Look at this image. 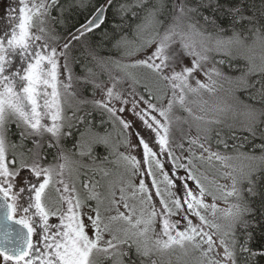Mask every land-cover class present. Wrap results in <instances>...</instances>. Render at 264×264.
Returning a JSON list of instances; mask_svg holds the SVG:
<instances>
[{
    "label": "snow or ice",
    "instance_id": "obj_1",
    "mask_svg": "<svg viewBox=\"0 0 264 264\" xmlns=\"http://www.w3.org/2000/svg\"><path fill=\"white\" fill-rule=\"evenodd\" d=\"M78 3L85 6L83 0ZM19 4L18 10L8 11L10 32L0 35V264H101V254L112 264H125L126 257L127 264H137V260L139 264H160L152 257L177 251L183 256L199 253L196 264H261L264 247L251 246L249 229L256 225L246 217L254 213L252 199L260 194L257 173L264 170V131L259 134L262 142L252 144L250 152L241 149L250 142L249 137L257 138L264 108L245 105V110L238 112L227 105L209 109L207 101L188 97L214 94L216 76L232 84L233 92H245L250 99L264 102V24L259 22L264 17V0L260 17L248 0H103L93 9L94 15L59 48L49 43L55 31L50 25L53 21L63 23V14L74 4L70 0H19ZM54 9L60 18L52 16ZM109 10L119 23L112 24L111 32L102 30L99 40L87 46V55L99 71L80 64L83 74L76 75L74 65L79 60L72 54V42L101 29ZM125 27L133 29V39L123 34ZM105 41H112L121 59L98 55L96 49ZM213 51L228 57L217 64H227L240 74L226 76L216 67L205 70L208 53ZM16 56L23 67L10 71ZM130 57L135 59L125 62L124 58ZM186 58H191L190 64L185 63ZM238 61H244V67L234 69L233 62ZM134 69L145 72L139 92L136 86L141 80ZM201 72L206 81L198 78ZM102 74H107L110 86L99 81ZM257 74L260 79L250 83L249 78ZM125 79L130 81L127 92L117 87ZM256 83L261 88L249 92ZM197 103L203 114L194 112L191 105ZM85 105H91L92 111L77 115ZM177 106L187 113L184 123L190 118L196 127L195 136L183 137L188 141L184 156L177 155L175 148L183 152L185 144L172 142ZM69 110L71 116L67 115ZM126 111L149 135L134 133L138 137L135 146H142L141 159L119 152V162L130 177L151 176L152 180L148 184L140 179L134 184L129 179L126 185L121 181L118 199L111 185L102 198L96 190L99 181L79 180V168L89 165L70 159L64 141L74 135L78 123L84 129L77 128L79 156L91 157L93 145L111 147L110 133L93 131L91 118L98 112L100 124L105 123L106 115L113 126H120L121 143L132 146L127 131L132 123L125 119ZM209 111L213 112L211 117ZM229 119L239 123H227ZM221 125L231 139L237 138V130L249 133L231 146V155L213 150V138L217 146L230 147L223 129L215 127ZM13 135L16 140H12ZM89 136L93 142L84 151L85 137ZM161 154L172 157V165L187 175L173 177L171 169L165 171ZM241 160L249 163H233ZM212 169L231 184L210 178L207 172ZM93 171L109 175L102 168ZM73 173L75 180L71 179ZM209 196L212 203L206 200ZM154 197H159L158 203ZM217 200L228 207L221 209ZM113 211L115 215L103 214ZM218 213L226 223L216 222ZM237 228L244 230L243 240L238 238ZM133 255L137 260L131 258Z\"/></svg>",
    "mask_w": 264,
    "mask_h": 264
},
{
    "label": "trees",
    "instance_id": "obj_2",
    "mask_svg": "<svg viewBox=\"0 0 264 264\" xmlns=\"http://www.w3.org/2000/svg\"><path fill=\"white\" fill-rule=\"evenodd\" d=\"M62 2H64V0H62ZM70 2H72L74 4V7L71 9L70 12H65L63 14V18H62L63 23H56L55 21H53L50 25L52 28L55 29V31L51 33V39L54 41V42H51V45L58 46V48L69 37L70 33H75V31L81 26V24L85 23L88 18H90L92 15H94L93 9L97 6L98 3H103V0H83V3L85 5L83 8L79 7V3L77 0H70ZM120 2H123V0H120ZM129 2H130V0H129ZM248 2L250 4L255 5L256 14L258 17H260V9H261V5H262V0H248ZM205 14H207V11L205 12ZM52 16L60 18L61 14L58 10L54 9L52 11ZM259 22L261 24H264V17H261ZM113 23H119V20L116 17H114L112 11L109 10L107 13V19L105 21V25H102L101 29L95 30V33L86 34L84 37H81L79 41H73L72 42V45H73L72 54L76 55L78 60H79V64L74 65V72L76 75H82L83 74L82 70L80 68V64H88V66L91 67L93 69V71H99V69L95 65V62L92 61L91 57L87 55V46L89 44L93 43L94 41L99 40V37L101 35L102 30L111 32ZM123 34L127 35L128 38L133 37V29L131 27H125ZM52 37H58V39L52 38ZM96 51H97L98 55L101 57L111 56L115 59H121L122 58L121 55L119 53H117L112 48V41H105L103 46L96 49ZM212 58H213L214 63L224 73V75L236 76V75L240 74L238 70L229 69L227 64L220 65V64L216 63V61H218V60H221V59L227 60L228 59V57H226L223 54V52L212 53ZM257 63H259L258 60H257ZM243 67H244V61L233 62V68L234 69H239V68H243ZM259 79H260V77L257 74V75L251 76L249 78V81L251 83V82H255ZM107 80H108L107 74H102L99 77V81L106 82ZM74 83H75V81H74ZM79 86L80 85L77 84L76 87L78 88ZM88 87L90 88L91 85H89ZM232 87H233V85H232ZM260 88H261V84L256 83L253 88L249 89V92L255 93ZM233 96H234L233 108H235L238 112H240V111L243 112L245 110V105H252L253 107H255L257 109L264 108V102H262L258 98L257 99H250L248 94L245 92H233ZM89 97H91V96L89 95ZM81 107H82V111L79 112V115H83V111H85V110L86 111H92L91 105H85V106H81ZM91 119L93 121V129L106 130L110 124L109 122H107V123L101 125L100 121H99V120H101V117H100L98 112H93V117ZM103 119L106 120L107 116L105 115L103 117ZM240 119H243V118L241 117ZM236 122H237V124L239 123L238 120L232 121L231 119H229L227 121V123H236ZM73 123H76V122L73 121ZM175 124H177V121ZM215 127H221L223 129V134H224L225 138L229 137L228 129L224 128L223 125L215 126ZM77 128H79L80 131L84 130L83 126L79 125L78 123H77ZM77 128L73 129L74 135L72 137L68 138L66 141H64L66 149L70 150L68 152V154L71 157H76L78 155V153H76V149H75L76 143L74 144V146L72 144V143H74V139L76 138V134H79V131H77ZM262 131H264V117H261V122L258 123V125H257V138L252 140L251 137H249L250 142L246 143L245 147L243 149H241V151L250 152L252 144L261 143L262 141L259 139V134ZM245 136H249V133L245 132V131L237 130V132H236L237 138L236 139L228 138V144L230 146L228 149H224L222 145L217 146L215 143V138H213L211 143H212V145L216 146L217 148L233 154L231 146L233 144L240 143L243 140V137H245ZM183 137H184V134L179 133L177 128H175V130H174V125H173L172 141L178 140L180 138L184 139ZM86 143H87V140H86ZM256 154L259 155L258 149L256 150ZM110 157H112L110 147H105L103 145H98V144L95 145L92 148L91 157H89V156L81 157V164L89 165V167H87V168L80 167V169H81L80 181H84V179H88V180H94L95 179L96 180L98 171H93V169L111 167L112 163L110 162L111 161ZM49 159H51V157H49ZM257 163H259V162L258 161L254 162L253 166H255V164H257ZM85 173H86V175H85ZM257 178L259 179L258 188H259L260 194L252 199V207L255 210L254 213L252 215H249L248 217H246L248 220L253 221L256 225L254 228L249 229V231L252 232V236H253V239L250 243L254 249L264 247V214H262V213H264V170H261L260 172L257 173ZM244 187H247V185L245 184ZM237 236L240 240H243L244 239V230L241 228H237ZM131 258L133 260H137V258L134 255ZM127 259L128 258L126 257L125 258L126 264H127ZM137 264H139L138 260H137ZM261 264H264V261H261Z\"/></svg>",
    "mask_w": 264,
    "mask_h": 264
},
{
    "label": "rangeland",
    "instance_id": "obj_3",
    "mask_svg": "<svg viewBox=\"0 0 264 264\" xmlns=\"http://www.w3.org/2000/svg\"><path fill=\"white\" fill-rule=\"evenodd\" d=\"M15 2H17V1H15ZM9 3L10 2H8V0L6 2H3L2 4L0 1V20H5L7 22L8 11L11 10V8H8ZM18 8H17V10H18ZM13 9H15V8H13ZM14 14H18V12L14 13ZM7 26H8L7 31L10 32L11 25H9L8 22H7ZM50 39H51V36L49 37V43L51 44V42H54V41L52 39L51 40ZM129 39L131 40V39H133V37H129ZM52 46H54V45H52ZM55 47L58 48V46H55ZM214 52L215 51L208 53L209 60L207 62H205V64H204L205 70L211 69L213 67L218 68L217 65L214 63L213 58H212V53H214ZM124 59H125V62H130L131 60L135 59V57L124 58ZM190 62H191V58H186L185 63L190 64ZM21 67H23L22 62H21L19 56H16L13 60L12 69H10V71H13V70L21 68ZM133 71L137 75V78H139L141 80V84L136 86L137 91L139 92L142 90L143 83L145 82V79H144L145 72L142 69H134ZM114 74L115 75H123L122 73L115 72V71H114ZM198 78L206 81V77L203 75L202 72L198 74ZM213 79H215L217 81V84H216L217 90L214 94L208 93V92H202V94L200 96L189 95L188 99L189 100H196L198 102L207 101V104L205 105V107H207L209 109H211L215 106H221V107L227 106V105L233 106L234 105V96H233V91H232V89H233L232 85L230 83H228L223 77L213 76ZM103 83H104L105 87L110 86L108 80L106 82H103ZM129 84H130V81L125 79V82L122 84H119L117 87H118V89H121V90H124L125 92H127V91L131 90L129 88ZM76 86H77V84H76ZM97 95L99 96V90H97ZM89 98L91 99V97H89ZM129 99H130V97H129ZM165 103H166V101H165ZM73 105L75 107V102H73ZM117 106H119L118 103H117ZM191 106L193 107L194 112H196L197 114H203V113L199 112V106H200L199 103L193 104ZM67 115L68 116L72 115L71 110H69L67 112ZM77 115H79V112L77 113ZM123 115H124L125 119L131 121V123H132V128L127 130L130 133L128 139L131 141L132 146L125 147V145L121 143V141L124 139V137L120 135V131H121L120 126L118 124L116 126H113L112 123L110 121H108L107 119L105 120V123L109 122L110 124L106 130L93 129V131L99 132L101 135H103L105 133L111 134L110 135V145H112V146L110 147V149H111V156L112 157H110V160H111L110 162L112 163V166L107 167V168H102L105 171H107L109 173V175L104 176L103 172L98 171L97 179L91 180L92 182L99 181V186L97 187L96 190L101 193L102 198L108 195L109 187L111 185V187L116 189L117 199H118L119 198L118 189L121 186V181L126 185V183L129 179H131L132 183H134V184L138 183V181L140 179H144L145 183H148V184H150L151 180H152L151 176L130 177L129 173H127L125 171V168L123 167L122 162H119V159H118V153L119 152H124L126 155L135 156L138 160L141 159L142 146H135L138 143V137L134 133L138 131L141 133V135H144L146 137L149 135L148 132H146L145 129L142 127L141 122L134 115H132L129 111H126ZM212 115H213V112L209 111L208 116L211 117ZM177 116L181 118L178 121L175 120V117H177ZM173 117H174V122H173L174 130H175V128H177L179 133L184 134V136L189 135V134L193 135V136L196 135L195 122H193L189 118L188 123H184V118L187 117V113L184 112L182 109H180L178 106L176 108H174ZM99 121H101V120H99ZM176 121H177V124H175ZM236 124H237V122H236ZM189 125H192L191 129H189ZM16 131H17V129H16L15 125H13L12 126V132L15 133ZM16 139H17L16 136H12V140H16ZM85 139L87 140V143L85 140V143L83 144V150L88 151V146H89V144H92L93 137L89 136V137H85ZM79 140H80V135L76 134V138L74 139V143H72L73 146L76 143L75 144L76 153H79V151L81 150V147L77 146V142ZM172 142H173V145L180 143V142H183L185 144V150L182 152L179 148H175V152L177 155H181V156L187 155V151H186L187 147H188L187 139H181L180 138V139L174 140ZM94 146L95 145H93V147ZM212 147H213V150H219L221 152H226V153L231 155V153L224 151L222 149H219L214 145H212ZM69 157H70V159H72L74 161H79L81 164V156L77 155L76 157H71L69 155ZM159 158L165 164V171H168L169 169H171L170 175H172L173 177L186 176L187 175V173L185 172L184 169H177L172 165V163H171L172 157L165 156V155L161 154ZM184 162L186 163L187 161L185 160ZM233 163H235L237 166H243V165L248 164L249 162L241 160V161H234ZM144 167L146 168L147 165H145ZM98 169H100V168H98ZM202 170H204V169H202ZM80 171H81V169L79 168V173H80ZM207 174L210 176V178L215 176V178L221 184H229V185L231 184L230 180L221 178L215 172L214 169L208 170ZM75 175L76 174L73 173V176L71 177V179L75 180ZM156 176H157L158 181H161L163 179L162 176H160L158 171L156 173ZM80 179H81V176H79V180ZM87 180L88 179H84V181H87ZM179 183L183 184L184 180H180ZM189 184L192 185L193 182L189 181ZM76 186H77V189L79 191H81V193H83V189H82L79 181H76ZM161 187H163L162 184H161ZM152 190L155 191L154 187ZM154 200L158 203L159 197H154ZM206 200L208 203L213 202L212 198L210 196L206 197ZM130 202L135 203V201H130ZM230 202H232V201L230 200ZM92 203H95V202L93 201ZM216 203L219 205V207L221 209L228 207V204H225L222 200H217ZM121 211H124V209L121 208ZM103 214L105 217H108L110 215H115V212L114 211L113 212H105ZM173 219H177V217H173ZM209 219H212V217L210 216ZM193 222L197 223L198 221L194 218ZM216 222L221 223V224L226 223V221H224L221 218V214H219V213L217 214ZM183 226L184 225L182 223L180 225L181 229H183ZM156 231L157 232L160 231L159 219L157 220ZM198 256H199V253H197V252H190L187 256H183L182 253L177 251L173 254H165L163 256H153L152 259L158 260L160 262V264H168L169 261L171 262V264H196V259ZM98 260L101 262V264H112V261L105 259L103 254H101L98 257Z\"/></svg>",
    "mask_w": 264,
    "mask_h": 264
},
{
    "label": "flooded vegetation",
    "instance_id": "obj_4",
    "mask_svg": "<svg viewBox=\"0 0 264 264\" xmlns=\"http://www.w3.org/2000/svg\"><path fill=\"white\" fill-rule=\"evenodd\" d=\"M0 1L2 4L3 2H6L7 0H0ZM15 1H17V2H15ZM15 1L14 0H8V2H10L8 8L17 9L18 7L21 6L19 4V0H15ZM7 29H8L7 22L5 20H0V35H3L4 31H6ZM13 136H15V135H13Z\"/></svg>",
    "mask_w": 264,
    "mask_h": 264
}]
</instances>
